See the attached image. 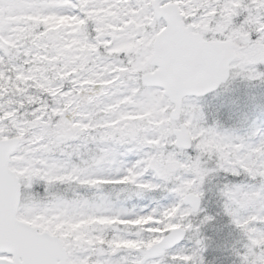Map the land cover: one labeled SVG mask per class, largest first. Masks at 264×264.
I'll list each match as a JSON object with an SVG mask.
<instances>
[{"label":"snow or ice","instance_id":"6c2138e0","mask_svg":"<svg viewBox=\"0 0 264 264\" xmlns=\"http://www.w3.org/2000/svg\"><path fill=\"white\" fill-rule=\"evenodd\" d=\"M261 88L264 0H0V264H264Z\"/></svg>","mask_w":264,"mask_h":264},{"label":"rangeland","instance_id":"374dc122","mask_svg":"<svg viewBox=\"0 0 264 264\" xmlns=\"http://www.w3.org/2000/svg\"><path fill=\"white\" fill-rule=\"evenodd\" d=\"M244 91L243 85H240V92L238 93H234V94H229V95H241ZM259 91L264 92V88H261ZM223 99V97L218 98L217 100H213L212 99V94L208 95V97H206V100L212 104H219L220 100Z\"/></svg>","mask_w":264,"mask_h":264}]
</instances>
